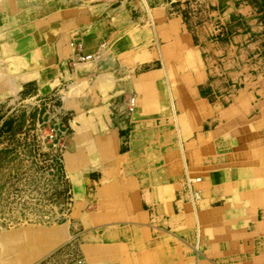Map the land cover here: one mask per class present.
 Returning <instances> with one entry per match:
<instances>
[{
  "label": "rangeland",
  "instance_id": "1",
  "mask_svg": "<svg viewBox=\"0 0 264 264\" xmlns=\"http://www.w3.org/2000/svg\"><path fill=\"white\" fill-rule=\"evenodd\" d=\"M165 6L178 19L118 17L98 69L0 97V264L47 245L35 264L264 262V52L237 48L252 24L226 0Z\"/></svg>",
  "mask_w": 264,
  "mask_h": 264
},
{
  "label": "crops",
  "instance_id": "2",
  "mask_svg": "<svg viewBox=\"0 0 264 264\" xmlns=\"http://www.w3.org/2000/svg\"><path fill=\"white\" fill-rule=\"evenodd\" d=\"M57 1L0 0V97L21 91L27 82L38 88H52L62 79L87 73V68L98 69L103 59L98 56L95 58L93 54H96L102 42H108L110 35L123 29L118 26L120 22L139 28L144 26L142 19L150 18L153 10L164 16L173 14L175 19L179 15L171 11V6H165L166 0H100L98 3H91L92 0H73L67 4ZM19 2L33 4L25 8V17L14 13L15 4ZM226 2L228 7L223 9L224 14L225 10L229 14L240 12L249 17L252 24L247 32L234 36L239 42L236 47L240 51L249 47L254 56L258 57L264 52V17H256L260 14L257 8L246 1ZM118 17L123 21L119 22ZM104 19L108 25L100 29L96 25ZM82 55L92 57L87 62H80L78 59ZM7 59L10 61L7 62ZM166 95L174 111V91L169 85L166 87ZM129 99L126 102L128 106ZM68 232V224L60 225L45 234L47 243L60 242ZM47 246L39 248L27 264H35L41 256H46L50 251ZM258 264L264 262L259 261Z\"/></svg>",
  "mask_w": 264,
  "mask_h": 264
},
{
  "label": "bare ground",
  "instance_id": "3",
  "mask_svg": "<svg viewBox=\"0 0 264 264\" xmlns=\"http://www.w3.org/2000/svg\"><path fill=\"white\" fill-rule=\"evenodd\" d=\"M133 98H135V104H134V107H133V111L135 110V108H136V105H137V98L135 97V96H131L130 97V99H129V106H128V109L130 110V111H132L131 109H130V106H131V102H132V99ZM171 104H172V102H171ZM174 112V111H173ZM186 168L188 169V166H186ZM189 171V170H188ZM187 175H188V173H187ZM189 176V175H188ZM187 176V177H188ZM190 178V181H191V183L192 182H195V181H197V182H199L200 181V178H196V179H194V178H192V177H189ZM188 181V180H187ZM191 192H193V190H190ZM192 194V193H191Z\"/></svg>",
  "mask_w": 264,
  "mask_h": 264
},
{
  "label": "built area",
  "instance_id": "4",
  "mask_svg": "<svg viewBox=\"0 0 264 264\" xmlns=\"http://www.w3.org/2000/svg\"><path fill=\"white\" fill-rule=\"evenodd\" d=\"M92 55H83V56H80L81 59H88V58H91ZM4 102L5 101H2L0 99V110L2 109L3 105H4ZM134 104H135V98L132 99V102H131V106H130V109L132 110L133 107H134Z\"/></svg>",
  "mask_w": 264,
  "mask_h": 264
}]
</instances>
